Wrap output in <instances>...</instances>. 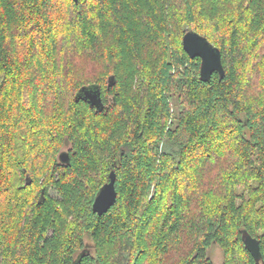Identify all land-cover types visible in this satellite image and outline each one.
<instances>
[{"label": "trees", "instance_id": "trees-1", "mask_svg": "<svg viewBox=\"0 0 264 264\" xmlns=\"http://www.w3.org/2000/svg\"><path fill=\"white\" fill-rule=\"evenodd\" d=\"M214 245L264 264V0H0V264H213Z\"/></svg>", "mask_w": 264, "mask_h": 264}, {"label": "water", "instance_id": "water-1", "mask_svg": "<svg viewBox=\"0 0 264 264\" xmlns=\"http://www.w3.org/2000/svg\"><path fill=\"white\" fill-rule=\"evenodd\" d=\"M74 1L78 2V0ZM183 48L191 59H201L200 77L202 81L208 82L214 73L219 75L220 80L224 77L225 70L220 51L208 39L194 31H189L183 37ZM76 100L87 102L97 111H103L105 108L100 89L97 88H82ZM59 160L63 164H68L69 154L66 151L61 152ZM116 178L114 170H111L109 181L100 188L92 204V212L94 214L102 216L116 204ZM243 242L254 260L259 263L262 259V254L258 240L245 233L243 235Z\"/></svg>", "mask_w": 264, "mask_h": 264}, {"label": "rangeland", "instance_id": "rangeland-1", "mask_svg": "<svg viewBox=\"0 0 264 264\" xmlns=\"http://www.w3.org/2000/svg\"><path fill=\"white\" fill-rule=\"evenodd\" d=\"M63 150H68V147H64ZM52 196H55V191L50 192ZM209 257L211 258L213 264H223V253L221 249L214 245L208 250Z\"/></svg>", "mask_w": 264, "mask_h": 264}, {"label": "flooded vegetation", "instance_id": "flooded-vegetation-1", "mask_svg": "<svg viewBox=\"0 0 264 264\" xmlns=\"http://www.w3.org/2000/svg\"><path fill=\"white\" fill-rule=\"evenodd\" d=\"M103 101V100H102ZM104 103V102H103ZM105 106V105H104Z\"/></svg>", "mask_w": 264, "mask_h": 264}]
</instances>
